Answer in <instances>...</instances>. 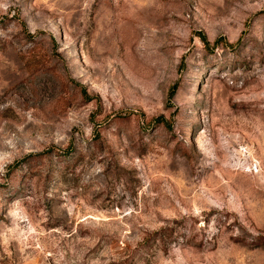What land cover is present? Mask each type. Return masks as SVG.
<instances>
[{"label": "rangeland", "instance_id": "obj_1", "mask_svg": "<svg viewBox=\"0 0 264 264\" xmlns=\"http://www.w3.org/2000/svg\"><path fill=\"white\" fill-rule=\"evenodd\" d=\"M0 264H264V0H0Z\"/></svg>", "mask_w": 264, "mask_h": 264}, {"label": "trees", "instance_id": "obj_2", "mask_svg": "<svg viewBox=\"0 0 264 264\" xmlns=\"http://www.w3.org/2000/svg\"><path fill=\"white\" fill-rule=\"evenodd\" d=\"M200 37H201V40H202V41H205L204 36L200 35Z\"/></svg>", "mask_w": 264, "mask_h": 264}]
</instances>
